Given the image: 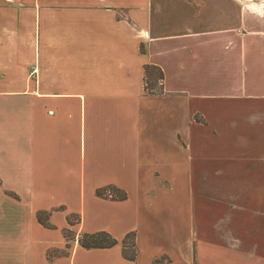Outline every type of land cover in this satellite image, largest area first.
<instances>
[{
    "label": "crops",
    "instance_id": "1",
    "mask_svg": "<svg viewBox=\"0 0 264 264\" xmlns=\"http://www.w3.org/2000/svg\"><path fill=\"white\" fill-rule=\"evenodd\" d=\"M148 64L163 70L158 94ZM209 179L264 184V7L0 0V264H220L193 229L190 189ZM107 185L127 198L97 196ZM65 229L69 254L49 263ZM101 230L119 243L79 244Z\"/></svg>",
    "mask_w": 264,
    "mask_h": 264
},
{
    "label": "rangeland",
    "instance_id": "2",
    "mask_svg": "<svg viewBox=\"0 0 264 264\" xmlns=\"http://www.w3.org/2000/svg\"><path fill=\"white\" fill-rule=\"evenodd\" d=\"M153 1L156 3L159 0ZM160 1L171 3L175 0ZM238 1L241 7L248 4L264 7V0ZM243 15L240 9L241 21ZM240 31H243L242 26ZM257 172L256 169L253 174L257 176ZM174 187L176 195L184 190L181 185ZM190 192L193 197L194 234L198 237L197 240L202 239L209 245L205 250V256L209 261L220 264H264V184L255 181L252 184L224 183L218 186L217 191L215 185L210 183V179L205 182L194 180ZM217 228L225 230L223 232L218 229L217 232ZM232 229L234 232L225 233L226 230ZM247 241L254 247L250 252L241 246L236 250L233 246V243L248 245Z\"/></svg>",
    "mask_w": 264,
    "mask_h": 264
},
{
    "label": "trees",
    "instance_id": "3",
    "mask_svg": "<svg viewBox=\"0 0 264 264\" xmlns=\"http://www.w3.org/2000/svg\"><path fill=\"white\" fill-rule=\"evenodd\" d=\"M145 90L151 94H158L163 90L164 73L161 67L153 64L145 66ZM96 194L99 197L112 200H124L127 198V192L117 186L107 185L100 187L96 190ZM75 214L68 217L69 223L79 221L78 218H74ZM77 216V215H76ZM38 221L48 228H52L53 225L50 222V211L40 210L37 212ZM67 243L64 250L50 249L47 253L49 263L53 261L55 257L68 255L71 248V241L75 240V234L70 229L63 231ZM79 244L85 248H109L119 243V240L114 237L110 232L106 230L96 232L82 233L78 239ZM122 254L126 259L135 261L137 259L138 248L136 244V231H130L125 234L121 240Z\"/></svg>",
    "mask_w": 264,
    "mask_h": 264
}]
</instances>
